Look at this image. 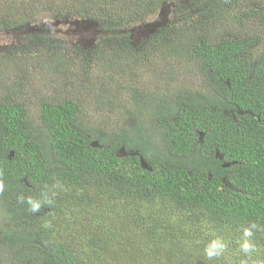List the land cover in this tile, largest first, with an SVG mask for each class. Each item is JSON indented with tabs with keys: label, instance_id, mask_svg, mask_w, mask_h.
Segmentation results:
<instances>
[{
	"label": "trees",
	"instance_id": "obj_1",
	"mask_svg": "<svg viewBox=\"0 0 264 264\" xmlns=\"http://www.w3.org/2000/svg\"><path fill=\"white\" fill-rule=\"evenodd\" d=\"M167 1L170 19L134 43L126 27ZM48 11L100 22L92 48L37 55L95 88L96 109L119 116L110 126L68 97L29 108L25 61L51 38L33 26ZM7 27L33 29L10 58L21 81L0 80V264H240L252 221L264 264V0H0ZM181 59L196 87L176 82ZM42 192L52 203L33 214L27 198ZM216 235L228 250L209 261Z\"/></svg>",
	"mask_w": 264,
	"mask_h": 264
},
{
	"label": "rangeland",
	"instance_id": "obj_2",
	"mask_svg": "<svg viewBox=\"0 0 264 264\" xmlns=\"http://www.w3.org/2000/svg\"><path fill=\"white\" fill-rule=\"evenodd\" d=\"M171 2L167 1L166 6H162L157 8L154 12L148 13V15L138 21L133 22L131 25H128V28L132 32V39L134 43H138L142 41V37L146 36L148 33L156 27L157 24L163 23V21H168L171 17ZM258 22H251L250 26L252 29L259 30L261 24ZM247 24V23H246ZM249 24V23H248ZM247 24V25H248ZM39 26V29L49 32L51 38L46 36L43 40L44 42L35 45L36 51L31 52L29 59L27 58L25 61L27 67L34 68L35 73H33L32 77L29 79L30 86L25 84V93L28 96L29 108L33 111V114H36L37 107L34 108L33 102H39V100L43 97L45 98H55V97H68L72 100H77L84 111L85 114H88L92 118V122L95 124H108L110 126V121L113 119L114 121L119 118L118 114L113 113L107 110V107L104 110H97L96 104L97 100L95 98V94L98 92L91 89H95L88 85H81L80 75L75 74L76 70L73 67H66L64 69V75L53 71L51 66H49V61L46 59H42L44 56L38 57L37 54H40L38 50L39 46L45 44H51L56 47H61L62 49H66L68 53L75 54L76 49L82 47L84 49L92 48L94 43H96V38L98 39L97 34L101 33L102 26L100 22L88 19V20H79L72 19L69 20L64 17H57L52 14L50 11L39 14L36 18V23L33 25ZM30 27V26H29ZM257 27V28H256ZM32 27L30 29L19 27L14 30L12 28L7 27L6 29H1L0 32V53L4 54L7 58L5 59L4 66L0 67V80L6 79V83L11 85L12 83L17 81H21L20 77L17 74V67L19 60H13L10 58L13 57L12 51H19L21 49L28 47V39H24L25 33H30L32 31ZM28 33V34H29ZM39 33V32H38ZM34 39V38H33ZM32 39V40H33ZM47 39L48 43L46 42ZM59 45V46H58ZM264 49V40L260 50ZM260 52V51H259ZM258 52V53H259ZM16 54V53H15ZM161 61L160 58L157 59ZM38 62V63H37ZM185 59H181L178 61L177 67L179 69V74H181L176 80L179 84H184L186 87H196L199 85L198 77L194 76V69H191L190 61L186 62ZM42 64V65H40ZM40 65L42 68L39 69ZM161 70H164V64L157 65ZM136 72L139 74V77L142 81L147 82L149 74L146 73L145 66L134 68ZM183 69V71H182ZM41 71V72H40ZM71 72L66 75L67 72ZM97 75V71H95ZM144 72V73H143ZM101 74V71H100ZM75 77L76 81L72 77ZM145 76L142 78V76ZM97 80V77L91 78V81L94 82ZM124 82V81H123ZM188 82V83H186ZM23 83V81H22ZM123 90V89H121Z\"/></svg>",
	"mask_w": 264,
	"mask_h": 264
},
{
	"label": "clouds",
	"instance_id": "obj_3",
	"mask_svg": "<svg viewBox=\"0 0 264 264\" xmlns=\"http://www.w3.org/2000/svg\"><path fill=\"white\" fill-rule=\"evenodd\" d=\"M56 187H62V185L57 184ZM3 190L4 185L0 183V192ZM51 195L55 196V192H52ZM45 203H52V199L49 197L47 192H42L40 199L33 197L27 198V204L30 206V211L33 214L39 213L42 205ZM258 230H260V225H258L255 221L249 222L246 226H242L238 244L239 251L244 254V259L241 260L240 264H254L252 259L253 254L258 251L257 245L254 241V233ZM227 250V241L222 236L216 235L204 246L203 253L205 257L211 261L213 259L221 258Z\"/></svg>",
	"mask_w": 264,
	"mask_h": 264
},
{
	"label": "flooded vegetation",
	"instance_id": "obj_4",
	"mask_svg": "<svg viewBox=\"0 0 264 264\" xmlns=\"http://www.w3.org/2000/svg\"><path fill=\"white\" fill-rule=\"evenodd\" d=\"M164 22H166V21H163V23H164ZM157 25H159V24H157Z\"/></svg>",
	"mask_w": 264,
	"mask_h": 264
}]
</instances>
